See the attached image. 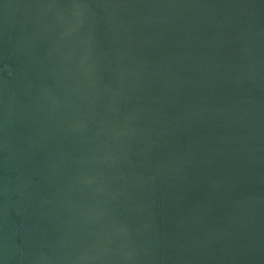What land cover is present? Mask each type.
<instances>
[{
	"label": "water",
	"instance_id": "water-1",
	"mask_svg": "<svg viewBox=\"0 0 264 264\" xmlns=\"http://www.w3.org/2000/svg\"><path fill=\"white\" fill-rule=\"evenodd\" d=\"M0 264H264V0H0Z\"/></svg>",
	"mask_w": 264,
	"mask_h": 264
}]
</instances>
